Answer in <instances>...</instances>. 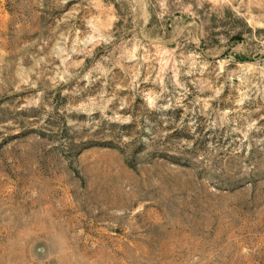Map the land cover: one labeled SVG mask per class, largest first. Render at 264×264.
<instances>
[{"label":"rangeland","instance_id":"1","mask_svg":"<svg viewBox=\"0 0 264 264\" xmlns=\"http://www.w3.org/2000/svg\"><path fill=\"white\" fill-rule=\"evenodd\" d=\"M0 264H264V0H0Z\"/></svg>","mask_w":264,"mask_h":264}]
</instances>
